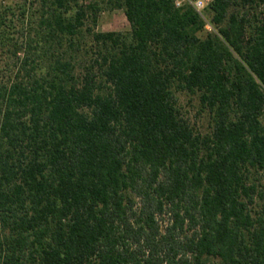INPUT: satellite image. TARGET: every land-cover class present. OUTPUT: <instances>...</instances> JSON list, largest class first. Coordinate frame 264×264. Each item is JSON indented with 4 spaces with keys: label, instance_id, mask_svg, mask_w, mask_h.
<instances>
[{
    "label": "trees",
    "instance_id": "1",
    "mask_svg": "<svg viewBox=\"0 0 264 264\" xmlns=\"http://www.w3.org/2000/svg\"><path fill=\"white\" fill-rule=\"evenodd\" d=\"M177 1L0 0V264H264V0Z\"/></svg>",
    "mask_w": 264,
    "mask_h": 264
},
{
    "label": "rangeland",
    "instance_id": "2",
    "mask_svg": "<svg viewBox=\"0 0 264 264\" xmlns=\"http://www.w3.org/2000/svg\"><path fill=\"white\" fill-rule=\"evenodd\" d=\"M101 1V0H98ZM182 3L186 0H180ZM205 6L200 10L205 19L208 22L207 29L211 30L212 25L209 20L211 16L205 11L206 6L211 0H203ZM6 4L18 5L22 3V0H4ZM103 8L99 14V20L96 25V29L99 31H119V30H128L130 29V23L125 15L123 9H112L109 7L106 2L102 3ZM6 60V59H5ZM5 60L0 59V71L1 68L5 65ZM6 78V75L3 72H0V79ZM180 104L182 110L187 117H190L191 122L194 123L200 130L208 131L210 128V121L207 114H199V101L194 95H188L186 93H180Z\"/></svg>",
    "mask_w": 264,
    "mask_h": 264
},
{
    "label": "built area",
    "instance_id": "3",
    "mask_svg": "<svg viewBox=\"0 0 264 264\" xmlns=\"http://www.w3.org/2000/svg\"><path fill=\"white\" fill-rule=\"evenodd\" d=\"M181 4H182V2H181L180 0H178V1H177V5L179 6V5H181ZM194 5H195V7L200 11V10L205 6V3H204L203 0H196V1L194 2Z\"/></svg>",
    "mask_w": 264,
    "mask_h": 264
}]
</instances>
